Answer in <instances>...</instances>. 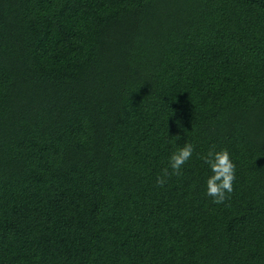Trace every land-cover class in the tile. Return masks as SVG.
<instances>
[{"label":"trees","instance_id":"obj_1","mask_svg":"<svg viewBox=\"0 0 264 264\" xmlns=\"http://www.w3.org/2000/svg\"><path fill=\"white\" fill-rule=\"evenodd\" d=\"M0 264H264V0H0Z\"/></svg>","mask_w":264,"mask_h":264},{"label":"clouds","instance_id":"obj_2","mask_svg":"<svg viewBox=\"0 0 264 264\" xmlns=\"http://www.w3.org/2000/svg\"><path fill=\"white\" fill-rule=\"evenodd\" d=\"M194 151L192 143H185L174 151L169 158V167L162 170L156 178V184L163 187L171 176L182 175V168L191 159ZM204 162L209 166L211 175L206 181V194L212 198L213 203L221 204L230 198L236 179V165L232 161L227 149L216 150L212 145L204 156Z\"/></svg>","mask_w":264,"mask_h":264}]
</instances>
